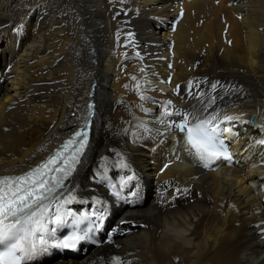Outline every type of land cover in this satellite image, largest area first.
Instances as JSON below:
<instances>
[{"label": "bare ground", "instance_id": "1", "mask_svg": "<svg viewBox=\"0 0 264 264\" xmlns=\"http://www.w3.org/2000/svg\"><path fill=\"white\" fill-rule=\"evenodd\" d=\"M20 1L0 0V26L21 16ZM37 2L45 14L39 17L37 32L28 30L27 38L20 41L19 52L9 42L8 29H0V72L16 60L0 85V175L32 168L68 135L73 123L83 122L94 80L98 106L91 145L68 187L79 197V206L89 207L84 200L93 197L103 205L108 201L126 221L118 226L112 245L86 257L48 258L38 264H106L111 257L127 264H264L260 235L264 226H254L260 217L264 219V160L258 159L264 158V146L256 143L264 139V0H139L144 14L135 17V29L146 41L158 38L163 48L154 56L167 60L172 55V82L185 83V96L182 90L178 99L184 97L185 106L192 110L193 105L202 107L217 97L213 108L221 109L220 119L239 117L237 141L235 133L230 137L224 133L229 144V138L234 142L230 144L233 160L203 173L177 163L156 170L158 153L148 158L130 139L138 132L133 124L143 117L142 101L123 84L121 69L130 62L117 67L118 58L109 52L113 23L106 0ZM151 11L162 12L172 30L167 32L164 25L151 31L147 19ZM58 13L66 16L58 19ZM237 13L240 20L235 18ZM85 38L91 40L87 47ZM60 56L63 59L53 66ZM164 66H159L162 73L167 71ZM113 73L118 77L115 81ZM193 77L194 89L206 93L200 101L188 98L186 85ZM58 80L64 83L55 84ZM214 83L216 90L211 88ZM252 114L257 115L260 128L249 122ZM160 145L164 155L165 144ZM118 156L127 163L123 170L117 167L118 172L133 175L132 184L138 185L133 190L140 195L130 198L133 202L114 198L92 178L98 168H113ZM165 185L172 188L159 200ZM112 219L107 217L110 228Z\"/></svg>", "mask_w": 264, "mask_h": 264}, {"label": "snow or ice", "instance_id": "2", "mask_svg": "<svg viewBox=\"0 0 264 264\" xmlns=\"http://www.w3.org/2000/svg\"><path fill=\"white\" fill-rule=\"evenodd\" d=\"M17 31H22V28ZM217 87L215 83L211 85L213 90ZM177 92H180L179 85ZM187 93L188 98L198 101L206 95L203 91L194 92L191 81ZM138 98L158 103L144 95ZM216 99L213 97L210 102H202V107L193 105L192 110L183 113L166 108L159 118V123L166 126L165 135L175 136L179 148L204 170H213L220 161L229 164L233 160L225 144L224 133L231 136L236 123L240 122L239 117L225 115L220 119L216 110L209 111L216 104ZM88 109L84 126L66 139L46 161L24 174L0 175V264H37L38 259L57 251H78L82 243H87L104 226L106 209L98 198L84 200L89 205L86 213L75 212L69 207L78 202L79 197L68 185L83 164L90 144L89 124L92 122L93 105L89 104ZM141 111L148 113L143 105ZM137 128L140 130L137 136L151 132L144 121H140ZM256 143L264 146V139ZM107 167L105 165V169ZM111 167L123 170L127 168V163L118 156ZM92 178L97 184L111 189L116 199L133 202L130 198H139L140 194L133 190L138 186L132 184L133 175L124 173L119 180L110 179L105 171L98 168ZM125 189L128 191L125 192ZM62 231L64 234L60 235ZM260 235L264 237V232ZM105 241L111 243V231L106 234ZM106 264L127 262L111 257L106 258Z\"/></svg>", "mask_w": 264, "mask_h": 264}, {"label": "rangeland", "instance_id": "3", "mask_svg": "<svg viewBox=\"0 0 264 264\" xmlns=\"http://www.w3.org/2000/svg\"><path fill=\"white\" fill-rule=\"evenodd\" d=\"M34 62H32L31 64H33ZM64 89H65V87H64ZM60 90V89H59ZM99 92V91H98ZM98 104V103H97ZM98 106V105H97Z\"/></svg>", "mask_w": 264, "mask_h": 264}]
</instances>
